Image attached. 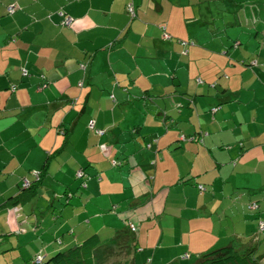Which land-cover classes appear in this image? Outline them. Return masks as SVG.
<instances>
[{
	"label": "crops",
	"instance_id": "1",
	"mask_svg": "<svg viewBox=\"0 0 264 264\" xmlns=\"http://www.w3.org/2000/svg\"><path fill=\"white\" fill-rule=\"evenodd\" d=\"M259 219L264 0H0V264L128 224L134 264L229 246L264 264Z\"/></svg>",
	"mask_w": 264,
	"mask_h": 264
},
{
	"label": "trees",
	"instance_id": "2",
	"mask_svg": "<svg viewBox=\"0 0 264 264\" xmlns=\"http://www.w3.org/2000/svg\"><path fill=\"white\" fill-rule=\"evenodd\" d=\"M130 5L134 7V15H132L129 11ZM9 7H14L16 11L15 5H10ZM9 7L6 9L7 14L12 15L15 11L13 13H9ZM127 10L131 19L137 16L136 7L133 3L127 5ZM25 70L27 71V75H24ZM22 76L24 78H28L30 76L29 71L27 69H23ZM11 90L12 92H16L18 90L17 85H13ZM217 109L219 110V107H217ZM92 123L94 122L92 121L89 123V128L91 130H95V124L94 127L91 128ZM98 134L103 133L98 132ZM46 173L47 169L46 167H43L41 171L32 172L33 179H23L21 183L22 193L19 195L20 198H17L21 200L18 201L19 203L37 194V190L43 184ZM75 177L77 180L82 181L81 186L83 188H87V175L85 168L82 167L81 169L75 171ZM65 197H69L68 193H65ZM64 205H69V202L66 200ZM249 211L254 214H259L260 212L259 209L255 212L252 210ZM261 221H263V219H259L258 230L260 228ZM132 225L133 224H128L127 227L115 232L114 237L110 241L104 240L100 234H93L83 240V242L69 246L66 250L57 251L51 256L46 257L45 255H42V253L37 254L34 257L33 262L30 264H134V261H130L128 258L132 253V250L136 248L135 243L137 242L136 227L133 225L135 228L133 231L131 227ZM257 234L258 235L255 238L264 234V231L259 230ZM253 253V249L240 253L232 246H229L202 254L194 264H262L261 262L263 256L260 255L257 258L253 256ZM170 264L182 263L174 261Z\"/></svg>",
	"mask_w": 264,
	"mask_h": 264
},
{
	"label": "built area",
	"instance_id": "3",
	"mask_svg": "<svg viewBox=\"0 0 264 264\" xmlns=\"http://www.w3.org/2000/svg\"><path fill=\"white\" fill-rule=\"evenodd\" d=\"M8 11H9V13H13L14 11H15V9H14V7H9L8 8ZM129 11H130V13L132 14V15H134V7L132 6V5H130L129 6ZM60 15L61 16H63L64 15V13H60ZM64 24H66V25H70L71 24V20L70 19H68V20H66L65 22H64ZM165 37L166 38H170V36H168V35H165ZM24 75H27V71L25 70L24 71ZM218 109L217 108H215V109H213V112H216ZM94 127V123H92L91 124V128H93ZM203 187H201V189H202ZM258 209H259V207H258V204L257 203H252L250 206H249V210H252V211H258ZM132 227V230L134 231L135 230V228H134V226L132 225L131 226ZM259 230L260 231H264V220L263 221H261L260 222V228H259Z\"/></svg>",
	"mask_w": 264,
	"mask_h": 264
},
{
	"label": "rangeland",
	"instance_id": "4",
	"mask_svg": "<svg viewBox=\"0 0 264 264\" xmlns=\"http://www.w3.org/2000/svg\"><path fill=\"white\" fill-rule=\"evenodd\" d=\"M144 252H147V251L145 250ZM0 258H2L4 260V262L6 263V257H5V255H0ZM142 264H143V262H142ZM144 264H150L149 260L148 261H145Z\"/></svg>",
	"mask_w": 264,
	"mask_h": 264
}]
</instances>
